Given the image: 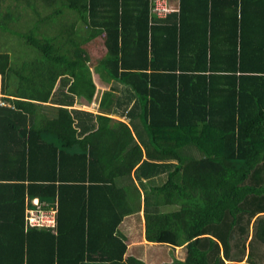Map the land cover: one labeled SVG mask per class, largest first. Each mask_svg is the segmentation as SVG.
<instances>
[{"label":"trees","instance_id":"trees-1","mask_svg":"<svg viewBox=\"0 0 264 264\" xmlns=\"http://www.w3.org/2000/svg\"><path fill=\"white\" fill-rule=\"evenodd\" d=\"M44 1L80 22L71 37L16 26L39 1L0 6V37L37 54L16 69L0 48V264H148L120 231L141 210L147 242L184 250L161 264H264V0L162 19L150 0ZM99 35L96 97L82 45ZM34 198L54 227L25 225Z\"/></svg>","mask_w":264,"mask_h":264},{"label":"rangeland","instance_id":"rangeland-1","mask_svg":"<svg viewBox=\"0 0 264 264\" xmlns=\"http://www.w3.org/2000/svg\"><path fill=\"white\" fill-rule=\"evenodd\" d=\"M38 1L41 4V5L39 4V8H38L39 13H36V14L32 13L30 16H27L24 18H22L23 17L22 16L21 18H19L16 26L22 27V30H21L22 32L29 30L32 25H36V27H38V29L40 31H47V33L44 32L43 34H45L49 40L51 37H54L56 40V38H58V37L63 38V37H65L66 34L69 35V33H70V37H71L72 33L74 32V27L80 26V22L79 21L74 22L73 13L68 11V9H66V8L61 9V10H59V12H56L53 14V7H51L53 3L50 1L48 3L47 1L45 2L44 0L43 1L42 0H17V4H19V6L23 7V8H26V6L29 4L32 7L33 6L35 7V6H37ZM8 3H9L8 0H2V1H0V6L3 7V6H5V4H8ZM23 3L25 6H23ZM40 13L41 14L49 13V15H50V18L48 17L49 18L48 21L47 20L43 21V22H45L43 24H40L42 22H37V19L40 18V19L44 20L47 17L41 16ZM24 15H26L25 11H24ZM38 16H41V17H38ZM38 23L40 26L38 25ZM60 23H62V24L60 25ZM11 29H14V27L10 26V30ZM88 33L90 35L91 31H88ZM80 34L86 36L84 27L81 28ZM40 36H41V34H40ZM89 40L86 41L85 44L82 45V47H84L91 55L90 58H92V59H91V61L88 62V64L93 65L96 63V61L105 52L104 45L102 43L103 41H101V40H103V36L99 35V36L95 37L94 39H92V40L89 39ZM63 41H65V39H57L58 44L63 43ZM23 42L24 41L21 38L16 37L12 34H9V35H5V34L3 35L2 34V38L0 37L1 51L8 52L10 54V56L13 58V60H17L18 65H17L16 69L19 66L21 67V65H22L21 59H23V58L20 57L21 55L37 56L36 52H31V49L29 47H27ZM52 42H54V40ZM4 44H7V46L5 48L2 47ZM17 48H20V51H18ZM24 64L25 63H23V65ZM21 70H22V72L25 71V69H23V66H22ZM93 70L96 74L98 73V71H95L94 68H93ZM90 74L92 76L91 70H90ZM92 79H93V77H92ZM99 79H100V77H99ZM6 80H8V83L13 81L12 73L7 74ZM93 82H94L95 87H96V92H97V89H98V91H101V90H99L100 88H97L94 80H93ZM96 82L98 83V85L100 87H104V86H101L99 84L100 81L98 79ZM113 84H115V82H113ZM95 96H97V93L95 94ZM81 106H84L83 108L86 107L85 105H80L79 108H81ZM165 177H166V175L157 176L155 178V180L157 182L161 183L165 179ZM143 226H144L143 225V216H141L140 213H134V214L126 216L120 225V231L125 235V241H126L127 246L130 242V238L132 237V239H133V244L135 245L133 251H138L136 249H143L141 256L145 255L146 261L151 257V255L153 253H158L157 254L158 258L156 260V263H159L160 260H161V262L169 260L170 259V257H169L170 252L173 253L177 258L183 257V254H184L183 248H174L173 250H171V248L168 247V248L164 249L162 247L163 245L158 246V244L149 243V242H148L149 253H147V255H146L147 247L145 246V249H144V245L146 244L145 243L146 241L144 240V236L142 234ZM249 239H250V236L247 238L246 242ZM161 253L164 255V257L161 256ZM242 253H243V255L241 256V258H240L241 260H239V263H241L242 261L246 262V260H247V256H248V245L247 244L244 245V252L242 251ZM148 261L153 262L154 260L153 261L148 260Z\"/></svg>","mask_w":264,"mask_h":264},{"label":"crops","instance_id":"crops-1","mask_svg":"<svg viewBox=\"0 0 264 264\" xmlns=\"http://www.w3.org/2000/svg\"><path fill=\"white\" fill-rule=\"evenodd\" d=\"M172 1H174V2H176V0H172ZM178 4H179V1H178ZM174 6H176V7H179L177 4L176 5H174ZM226 14V13H225ZM7 46V44H4L2 47L3 48H5ZM56 46L57 45H55V48H56ZM105 49V48H104ZM20 57H22L23 59H21V61H23V60H26V57L24 56V55H21ZM93 66L94 65H92V66H90V70H91V72H92V77H93V80L95 81V83H96V86H97V88H100L99 90H101V91H98V89H97V92L95 91V94L97 93V96H100L101 95V93H102V91L105 89V87H100L99 85H98V83L96 82L97 81V79L100 81V85L101 86H106L107 85V83H105V82H103L101 79H99V76L94 72V70H93ZM97 78V79H96ZM100 92V93H99ZM96 96V97H97ZM0 97H1V99H2V97H4V94H2L1 93V91H0ZM10 98H14V96H9ZM4 101V100H3ZM74 108H79V106H77V105H74L73 106ZM84 106H81V109H87V110H89V109H91V107L90 106H86L85 108H83ZM69 108H70V106H69ZM95 111V110H94ZM116 117V116H115ZM141 128V127H140ZM144 138H146V136H144ZM138 213H140L141 214V216H143V214H142V210L140 211V212H138ZM142 234H143V236H144V226H143V230H142ZM144 240L146 241L145 243V245H144V249H145V246L147 247V249H146V252L147 253H149V248H148V242H147V240L144 238ZM135 242V241H134ZM134 247H135V245L133 244V239H132V237L130 238V242H129V244H128V246H127V251H126V254L127 253H134L135 251H133L134 250ZM164 249H166V248H168L169 246H165V245H163L162 246ZM169 248H171V247H169ZM174 248H181V247H179V246H175ZM174 248H171V250H173ZM166 252V251H165ZM169 252V251H168ZM157 254L158 253H153L152 255H151V257L148 259V260H150V261H153V262H149L148 260L146 261V263H148V264H161L162 262H161V260H160V262L159 263H156V260H157V258H158V256H157ZM161 256H163L164 257V255L161 253ZM169 257H170V254H169Z\"/></svg>","mask_w":264,"mask_h":264},{"label":"bare ground","instance_id":"bare-ground-1","mask_svg":"<svg viewBox=\"0 0 264 264\" xmlns=\"http://www.w3.org/2000/svg\"><path fill=\"white\" fill-rule=\"evenodd\" d=\"M150 2H151V11L157 18H161V19L165 18L170 12L177 10V7L174 5L176 4L178 5V0H176V2L172 0H167L168 5L171 8L170 11L166 12L164 16H157L153 12V9H152V0H150ZM0 104H2L1 101H0ZM31 204L33 205V207H26L25 209V225L27 227H54L55 226V209L54 208H51V207L48 208L45 203H40L37 198L32 199ZM40 211L48 213L52 221L50 223H46L42 225H29L28 218H27L29 213L30 212L38 213Z\"/></svg>","mask_w":264,"mask_h":264},{"label":"built area","instance_id":"built-area-1","mask_svg":"<svg viewBox=\"0 0 264 264\" xmlns=\"http://www.w3.org/2000/svg\"><path fill=\"white\" fill-rule=\"evenodd\" d=\"M152 9L157 16H164L171 8L167 0H152ZM27 218L29 225H42L52 221L49 214L43 211L38 213L30 212Z\"/></svg>","mask_w":264,"mask_h":264}]
</instances>
